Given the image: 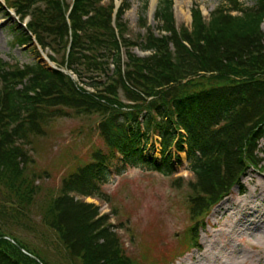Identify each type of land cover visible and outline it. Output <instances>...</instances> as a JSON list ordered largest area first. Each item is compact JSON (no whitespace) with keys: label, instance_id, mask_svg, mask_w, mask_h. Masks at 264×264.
<instances>
[{"label":"trees","instance_id":"16d2710c","mask_svg":"<svg viewBox=\"0 0 264 264\" xmlns=\"http://www.w3.org/2000/svg\"><path fill=\"white\" fill-rule=\"evenodd\" d=\"M5 1L21 22L30 17L27 28L15 23V44L24 47L36 37L51 51V60L78 81L40 63L21 67L0 59V191L5 202L15 205L0 204L4 226L12 222L31 229L18 220L27 218L39 191L37 177L27 173L32 160L25 145L45 135L49 122L68 110L100 116L99 135L106 146L63 179L60 195L50 199L43 214L72 264H139L126 253L108 216L75 196L107 200L102 185L120 161L118 154L125 164L142 162L152 134L162 138L163 161L151 159V166L173 172L168 151L180 130L187 137L181 135L176 147L185 151L187 145L196 177L189 183L192 224L185 240L189 248L197 247L198 229L211 209L262 162L257 151L264 141V0H256L255 9L222 0L230 8H219L209 22L192 9L191 28L177 27L172 0H162L156 20L166 34L149 29L140 44L125 37L126 7L117 15V37L112 1ZM6 7L0 2V15L9 16ZM136 45L150 55L137 56ZM2 228L0 264H52L45 251Z\"/></svg>","mask_w":264,"mask_h":264},{"label":"rangeland","instance_id":"374dc122","mask_svg":"<svg viewBox=\"0 0 264 264\" xmlns=\"http://www.w3.org/2000/svg\"><path fill=\"white\" fill-rule=\"evenodd\" d=\"M161 1H131L124 22L127 34L133 40L138 42L143 34V23L158 31L154 14ZM239 1L246 9H255L258 5L256 0ZM193 8L201 9L205 20H209L216 10L229 9L230 4L222 0H174L179 27H191ZM15 26L14 19L7 20L0 15V59L21 66L40 63L51 68L34 45L20 48L15 44ZM262 28L264 30V23ZM135 52L140 56L149 55V52L140 50ZM100 120L98 115L69 112L51 120L45 128V135L31 137L28 150L32 162L27 166V173L37 177L35 183L39 185V191L27 218L18 217L19 222H27L31 229L12 222L4 226V219L0 218L3 231L23 237L35 250L45 251L52 264L73 262L66 257L56 233L44 223L43 214L50 199L60 194L63 178L90 162L96 149H106L98 133ZM152 146L147 148L142 162L128 166L117 162L108 172L104 185L108 201L87 199V202L99 205L103 214L110 215V222L115 224L126 253L139 264H224L222 258L226 264H264V163L261 168L250 169L243 179L245 194L235 187L214 208L207 227L198 232L201 247L192 249L185 240V233L191 226L187 203L189 183L194 180L189 162L182 153V163L176 162L175 173L165 175L153 171L144 161H160L161 153L157 144L154 148ZM169 153L174 155L176 149ZM0 197V204L15 207L4 201L1 191ZM231 230L235 231L233 236ZM75 264L81 263L76 261Z\"/></svg>","mask_w":264,"mask_h":264},{"label":"bare ground","instance_id":"6f19581e","mask_svg":"<svg viewBox=\"0 0 264 264\" xmlns=\"http://www.w3.org/2000/svg\"><path fill=\"white\" fill-rule=\"evenodd\" d=\"M235 231L234 230H231V235L233 236V233H234ZM229 250V249H228ZM226 252H227V249H226ZM229 252L230 253H233V251L232 250H229ZM217 259H219L220 260V255L218 256L217 255ZM224 258H222V260H223Z\"/></svg>","mask_w":264,"mask_h":264}]
</instances>
